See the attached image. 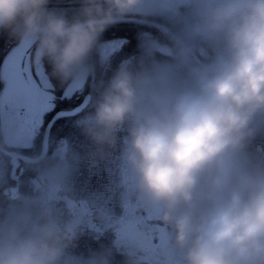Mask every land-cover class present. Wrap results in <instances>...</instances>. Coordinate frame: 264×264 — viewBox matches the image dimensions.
Listing matches in <instances>:
<instances>
[{
  "label": "clouds",
  "instance_id": "obj_1",
  "mask_svg": "<svg viewBox=\"0 0 264 264\" xmlns=\"http://www.w3.org/2000/svg\"><path fill=\"white\" fill-rule=\"evenodd\" d=\"M0 0V32L72 81L102 34L145 0ZM184 71L126 61L101 82L82 131L120 147L132 190L166 228L175 264H264V0H182ZM70 223L51 210L0 216V264H63Z\"/></svg>",
  "mask_w": 264,
  "mask_h": 264
},
{
  "label": "trees",
  "instance_id": "obj_2",
  "mask_svg": "<svg viewBox=\"0 0 264 264\" xmlns=\"http://www.w3.org/2000/svg\"><path fill=\"white\" fill-rule=\"evenodd\" d=\"M51 1L54 4L77 3L76 0ZM77 8L79 7L55 9H66L71 15ZM145 18L166 25L180 37L187 23L188 13L182 4L170 18L166 19L163 16ZM115 38H123L125 41L104 64L99 61L97 46L89 58L91 70L83 88L70 97L62 96L69 81H62L53 75L52 66L47 59L40 61L38 68L34 69L38 76L47 77L53 91V107L45 113L42 125L28 147L8 146L0 124V216L12 211L38 214L42 208H47L63 220L68 211L65 206L68 201L79 204L95 199L101 203H117L118 193L122 189L119 182L120 147L117 145L99 154L97 146L84 135L81 121L92 111V104L101 82H107L123 62L132 61L134 65L141 63L177 65L184 71L185 54L182 47L165 32L142 23L117 22L107 28L100 42ZM18 41V38L9 36L7 32H0V66L5 55ZM157 45L163 46L164 49ZM34 52L33 45L29 53L32 65ZM87 95H90V102L81 113L73 117L60 118L52 126L46 157L37 163L21 164L23 173L18 180L20 195L17 199H11L5 190L14 186L15 182L9 176V157L4 151L14 150L33 158L38 157L44 128L53 114L76 107ZM263 149V145L257 143H253L251 147V151L258 155ZM51 171L58 172L61 190L60 196L58 194V197L52 198L48 203L44 202L42 194L49 187L48 176ZM60 213L62 216H59ZM66 259L70 264H146L135 261L131 255L118 248L106 230L86 226L80 229L68 244L63 262Z\"/></svg>",
  "mask_w": 264,
  "mask_h": 264
},
{
  "label": "rangeland",
  "instance_id": "obj_3",
  "mask_svg": "<svg viewBox=\"0 0 264 264\" xmlns=\"http://www.w3.org/2000/svg\"><path fill=\"white\" fill-rule=\"evenodd\" d=\"M52 3V1H51ZM182 0H145V8L136 17L170 18ZM160 21V20H159ZM125 39L115 38L99 43V61L104 64L111 54L122 46ZM33 45L18 41L5 55L0 66V124L8 146L28 147L38 133L46 112L53 107V91L46 76H38L29 61ZM159 48L163 46L157 45ZM167 49V48H165ZM177 73V65H169ZM88 73L69 81L62 96L70 97L81 90ZM263 150L261 151L262 154ZM119 182L122 186L116 204L68 201L64 222L73 226L74 235L83 227L106 230L115 245L131 255L135 261L146 264H175L166 228L156 213L142 205L136 198L120 156ZM10 176V172H9ZM58 172L48 176L49 187L42 194L44 202L60 196ZM16 184V183H15ZM5 190L9 194L11 188ZM62 216V213L59 214ZM63 264H70L66 259Z\"/></svg>",
  "mask_w": 264,
  "mask_h": 264
},
{
  "label": "water",
  "instance_id": "obj_4",
  "mask_svg": "<svg viewBox=\"0 0 264 264\" xmlns=\"http://www.w3.org/2000/svg\"><path fill=\"white\" fill-rule=\"evenodd\" d=\"M80 5L78 3H65V4H54L50 3L49 7L51 8H62V7H79ZM119 22H136V23H142L146 25H150L153 27H156L163 32H165L169 37H171L180 47H182L181 42H180V37L173 32L169 27L166 25L152 21L146 18L142 17H124L122 20ZM40 61H37L35 59V55L33 58V67L34 69H37L39 66ZM90 102V95H87L79 105L76 107L69 109V110H60L57 111L53 114V116L50 118L48 123L46 124L44 128V133H43V138H42V145H41V152L38 157L33 158L27 155H23L21 153H18L14 150H6L4 153L9 157V163H10V178L13 180L16 185L15 187L11 188L9 195L11 199H17L20 195L19 192V187H18V180L19 177L23 173V166L21 165L22 163L30 164V163H37L40 159H43L46 157L47 152H48V147H49V136H50V131L54 123L59 120L60 118L64 117H73L81 113L89 104ZM260 145H263L264 147V138L258 137L257 140L254 142ZM262 154H264V149Z\"/></svg>",
  "mask_w": 264,
  "mask_h": 264
}]
</instances>
